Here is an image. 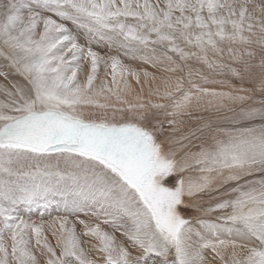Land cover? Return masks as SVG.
<instances>
[{"label": "snow or ice", "instance_id": "6c2138e0", "mask_svg": "<svg viewBox=\"0 0 264 264\" xmlns=\"http://www.w3.org/2000/svg\"><path fill=\"white\" fill-rule=\"evenodd\" d=\"M0 60V264H264V0H0Z\"/></svg>", "mask_w": 264, "mask_h": 264}, {"label": "bare ground", "instance_id": "6f19581e", "mask_svg": "<svg viewBox=\"0 0 264 264\" xmlns=\"http://www.w3.org/2000/svg\"><path fill=\"white\" fill-rule=\"evenodd\" d=\"M81 42H83V41H81ZM94 47H95V46H94ZM95 50L98 51V52H100L102 55L107 51L106 49L99 48V47H95ZM126 62H127V61H126ZM3 63H4V62H3L2 60H0V64H3ZM11 78H15V79H17V80L20 79V77H18V76L11 77ZM0 82H2V79H0ZM233 83L236 84L238 87L240 86L239 81H235V80H234ZM243 87H245V88H251V87H253V85H252L251 83L245 82L244 85H243ZM145 93H146V89H145ZM195 115H196V116H200V115L207 116V115H209V113H207V112H205V113H196ZM185 119L188 121V126H190V127H195V126H196V121H195V119L188 118V117H186ZM165 128L167 129V125H165ZM161 139H163V137H161ZM204 199L207 200L208 197L205 196ZM181 211H182V214H184V215H186V216H192V217H195V216L197 215V213H196L195 211L184 212L183 209H181ZM21 214H24V213H23V209L21 210ZM59 214H60V213L53 212V215H59ZM71 218H72V217H70V219H71ZM32 219L38 221V220L41 219V217H40L39 213L37 212V213H35L34 215H32ZM43 219H44V220H49V219H51V217L45 215V216L43 217Z\"/></svg>", "mask_w": 264, "mask_h": 264}]
</instances>
